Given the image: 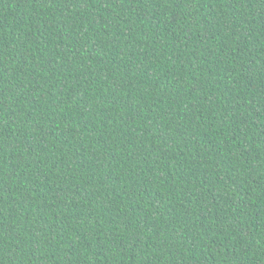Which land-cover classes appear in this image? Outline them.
Returning a JSON list of instances; mask_svg holds the SVG:
<instances>
[{
	"label": "trees",
	"instance_id": "1",
	"mask_svg": "<svg viewBox=\"0 0 264 264\" xmlns=\"http://www.w3.org/2000/svg\"><path fill=\"white\" fill-rule=\"evenodd\" d=\"M0 264H264V0H0Z\"/></svg>",
	"mask_w": 264,
	"mask_h": 264
}]
</instances>
